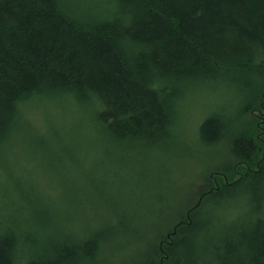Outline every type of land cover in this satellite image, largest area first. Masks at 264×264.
Wrapping results in <instances>:
<instances>
[{
  "label": "trees",
  "instance_id": "obj_1",
  "mask_svg": "<svg viewBox=\"0 0 264 264\" xmlns=\"http://www.w3.org/2000/svg\"><path fill=\"white\" fill-rule=\"evenodd\" d=\"M220 88L236 100L235 118L250 120L230 129L219 105L198 140L212 146L231 132L233 159L192 183L171 229L130 263L101 258L109 241L99 232L67 231L44 245L18 227L4 196L15 183L0 158V264H264V0H0V154L52 144L24 117L37 99L91 109L103 141L160 149L191 96ZM237 196L243 212L222 230L213 207ZM105 226L115 237L123 227Z\"/></svg>",
  "mask_w": 264,
  "mask_h": 264
},
{
  "label": "rangeland",
  "instance_id": "obj_2",
  "mask_svg": "<svg viewBox=\"0 0 264 264\" xmlns=\"http://www.w3.org/2000/svg\"><path fill=\"white\" fill-rule=\"evenodd\" d=\"M224 91L225 88L203 89L191 96L176 134L160 149L99 139L101 134L94 132L91 125V109L77 107L68 98L32 101L24 117L38 132L47 134L52 148H17L0 154L15 183L4 195L13 202L6 212L14 214L21 229L35 230L37 240L44 241V245L60 240L67 231L74 236L99 232L109 241L104 243L100 257L130 263L139 251L146 252L151 243L156 245L161 235L171 229L176 214L187 206L192 183L198 185L199 178L213 166L233 159L228 147L231 132L212 146L200 144L197 134L201 120L219 105L224 107L230 129L233 120L239 125L250 120V116L235 118L236 100L228 92L221 96ZM77 132L79 144L68 147L67 142L71 137L75 142ZM17 172L20 180L16 179ZM226 205L236 209L230 213L219 211ZM242 205V197L237 196L207 212L214 210L223 230L239 219ZM36 208L45 209V213L36 212ZM165 214L168 216L162 219ZM107 222H122L124 228H119L115 237L116 232L109 234L112 226H105ZM205 235L215 236L212 231ZM106 261L100 264H109Z\"/></svg>",
  "mask_w": 264,
  "mask_h": 264
}]
</instances>
